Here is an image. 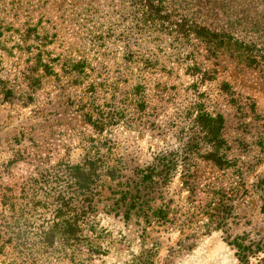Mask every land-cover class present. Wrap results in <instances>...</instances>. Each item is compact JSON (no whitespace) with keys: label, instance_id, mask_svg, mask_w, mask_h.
<instances>
[{"label":"rangeland","instance_id":"obj_1","mask_svg":"<svg viewBox=\"0 0 264 264\" xmlns=\"http://www.w3.org/2000/svg\"><path fill=\"white\" fill-rule=\"evenodd\" d=\"M142 3L141 9L131 0H0V220L8 209L1 205L2 195L17 208L46 197L38 191L33 198L30 187L38 189L42 184L34 181L56 164L95 157L133 168L160 151L176 149L186 138L187 110L202 101L209 113L225 120L223 137L235 168L217 172L199 156L178 167L165 198L171 209L183 208L175 214L177 224H186L183 229L124 222L111 211L114 194L103 189L84 230L99 238L102 251L87 264H135L139 259L144 264H236L226 237L264 236L261 201L252 188L264 178V0H235L227 10L216 0L206 5L198 0ZM148 5L152 9L144 14ZM148 15L153 22L142 24ZM175 24L205 27L215 35L204 39ZM28 29L45 39L46 59L55 61L61 75L36 90L22 77L29 52L38 45L35 39L22 42ZM209 39L214 43L207 45ZM124 49L132 56L129 68ZM77 61L84 64L82 85H73L60 70L64 62ZM202 74L206 81L200 83ZM136 84L145 99L141 112L120 101L121 91L130 93ZM85 118L109 124L98 134ZM13 158L17 162L10 165ZM183 179L193 181L195 196ZM208 184L224 191L233 218L226 221L225 232L202 235L197 227L208 219L191 214L200 201L205 204L198 188ZM54 186L50 182L44 190L49 194ZM31 213L33 222L50 218L46 209ZM37 257L38 264H49L45 254Z\"/></svg>","mask_w":264,"mask_h":264},{"label":"trees","instance_id":"obj_2","mask_svg":"<svg viewBox=\"0 0 264 264\" xmlns=\"http://www.w3.org/2000/svg\"><path fill=\"white\" fill-rule=\"evenodd\" d=\"M131 1L135 5H140L141 9L144 7L142 2L145 0ZM198 1L206 5L210 0ZM233 2L235 0H216V3L224 7V10H227ZM150 7L148 5V10L144 14H149L152 9ZM218 10H220L219 6ZM222 14L224 15L225 11ZM144 20L142 24H149L148 21L153 22L150 15L145 16ZM175 26L179 30L187 27L186 31L196 33L204 39L215 35L201 26L189 27L185 24H175ZM22 36V42L33 40L35 43L36 40L38 44L35 48L36 52H29L32 55L29 60L30 64L22 73L23 80L29 85L28 87L36 90L44 80L51 77L59 80L61 75L55 72L57 68L55 61L46 59L47 53L43 50L46 46L43 41L45 39L40 37L34 29L25 30ZM213 41L209 39L207 45L214 43ZM124 50L125 63L129 68L133 62L132 56L128 55L129 50ZM60 70L70 76L73 85H82L84 76L82 61L64 62L60 65ZM194 76L196 74L192 75ZM204 81L206 78L202 74L200 83ZM139 85L136 84L135 88L131 87L130 93L121 91L124 97L120 101L121 104L131 105L141 112L144 110L142 107L145 105V99L141 93L142 87ZM195 87L191 85V88ZM118 89L119 87L116 86L114 91ZM200 97L199 94L198 98ZM123 111L125 109L122 106L117 116L122 117ZM185 119L187 131L184 141L178 144L176 149L154 154L151 160L142 166L129 168L126 163L119 160L110 162L101 158L88 157L77 163L56 164L51 173L41 174L34 184L42 185L38 189L31 186L33 192L31 196L35 198L37 192L40 191L46 197L39 198L37 201L32 200L25 204V207L17 208L13 204L9 205L7 197L2 195L1 205L8 209H5L7 214L0 220V258L2 259L0 263L3 264L6 261L8 264H17L16 261L20 260V264H38L37 255L45 254L46 258L43 260L49 261V264L52 262L87 264L101 255L99 238L95 234L85 235L84 230L94 213V202L101 201L103 197V189L109 190L111 196L114 194L111 211L114 210L116 216H120L124 222H134L135 225L144 224L145 226L170 224L183 229L186 224L175 222L177 220L175 214L183 208L176 206L175 210L171 209V201L165 198L178 167L185 166L184 163L197 156L217 172L227 173L236 165L235 160L229 156L230 147L223 137L225 120L221 114L209 113L201 101V103L192 104L185 114ZM118 120L120 121V118ZM85 121L98 134H101L109 124L106 120H92V118H85ZM16 162V158H13L9 164L13 165ZM50 182L55 186L52 192L47 194L44 187ZM192 182L182 180L184 188L195 196V186ZM234 183L239 185L236 181ZM112 185H114V190ZM252 188L261 201L260 212L264 215V178L262 175L252 184ZM198 189V192L204 195L205 204L200 201L198 206L192 208L195 212L191 215L204 216L208 222L197 227V230L203 231L202 235L211 231L225 232L226 221L233 218V207L227 203L228 199L223 195L224 191L211 184ZM47 197L52 198L51 202L46 201ZM191 203L194 201L190 200ZM29 205L31 209L27 208ZM39 209L48 210L49 220L46 222L31 221L35 218L31 211L37 212ZM184 210L187 213L190 212L186 208ZM226 244L231 249L236 264H264V236L252 237L248 233L228 235ZM135 264L144 263L139 259Z\"/></svg>","mask_w":264,"mask_h":264}]
</instances>
